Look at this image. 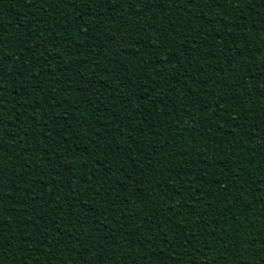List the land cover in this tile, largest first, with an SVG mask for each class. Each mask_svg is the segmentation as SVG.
Returning a JSON list of instances; mask_svg holds the SVG:
<instances>
[{"label": "trees", "instance_id": "obj_1", "mask_svg": "<svg viewBox=\"0 0 264 264\" xmlns=\"http://www.w3.org/2000/svg\"><path fill=\"white\" fill-rule=\"evenodd\" d=\"M91 261L264 264V0H0V264Z\"/></svg>", "mask_w": 264, "mask_h": 264}, {"label": "snow or ice", "instance_id": "obj_2", "mask_svg": "<svg viewBox=\"0 0 264 264\" xmlns=\"http://www.w3.org/2000/svg\"><path fill=\"white\" fill-rule=\"evenodd\" d=\"M149 6H154L153 4H150ZM89 264H95L94 261L89 262Z\"/></svg>", "mask_w": 264, "mask_h": 264}]
</instances>
